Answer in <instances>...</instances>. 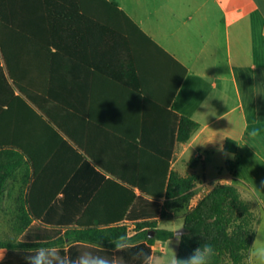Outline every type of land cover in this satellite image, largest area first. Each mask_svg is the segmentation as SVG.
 <instances>
[{"label": "trees", "instance_id": "trees-1", "mask_svg": "<svg viewBox=\"0 0 264 264\" xmlns=\"http://www.w3.org/2000/svg\"><path fill=\"white\" fill-rule=\"evenodd\" d=\"M153 49L171 63L167 66L172 69L175 98L187 69L156 44L117 2L0 0V198L6 180L26 158L23 166H28L32 180L28 203L35 217L52 207L72 208L80 216L79 224L108 226L104 231L78 233L82 239H98L103 234L104 239L113 241L127 236V229L118 226L125 219L141 222L140 230L150 227L152 230L131 239L133 246L125 251L93 249L115 257L117 264H139L133 259L137 251H149L157 239L173 238L171 231L156 229L155 223L146 221L166 217L169 207L192 195L199 177L171 171L170 150L153 156L155 166L150 173L134 166L139 154L132 151L124 154L130 166H119L116 154L99 151L77 133L70 119V92L76 81L88 79L87 72L95 74V80H117L116 58L123 50L136 66L140 60L143 65L153 64ZM106 50L110 60L105 57ZM38 79L44 83L38 85ZM167 113L174 148L177 142L187 143L199 125L171 111L170 105ZM225 149L237 154V142L228 139ZM7 156L12 157V163H5ZM226 169L234 173L236 161L228 160ZM86 178L93 182L88 189L81 183ZM136 189L144 195H137ZM81 192L91 193L94 199L71 197ZM60 194L63 198L59 200ZM100 209L107 215L94 217ZM259 224L238 187L218 185L185 215L177 257L187 258L207 242L217 253L212 264H246Z\"/></svg>", "mask_w": 264, "mask_h": 264}, {"label": "crops", "instance_id": "crops-1", "mask_svg": "<svg viewBox=\"0 0 264 264\" xmlns=\"http://www.w3.org/2000/svg\"><path fill=\"white\" fill-rule=\"evenodd\" d=\"M113 1L183 65L187 75L174 98V77L167 66L171 63L163 55L153 49L154 63L143 65L140 60L136 66L126 50L119 52L117 80H95V74L87 72L88 79L76 81L70 92V119L77 133L86 142L92 141L99 151L116 154L119 166H130L129 161H124V154L132 151L139 154L134 166L150 173L155 166L153 156L170 150L171 171L184 177H199L192 195L169 207L166 217L146 221L155 223L156 229L170 231L173 225L184 226L185 215L221 184L235 185L245 201L247 196L254 198L264 211V194L255 185L264 184V0ZM107 53L109 50L104 54L110 60ZM40 82L44 83L38 79V85ZM168 105L171 111L199 125L187 143L177 142L175 148L172 126L168 127L167 122ZM228 139L237 142V154L226 151ZM217 154L222 156L225 167L209 178V160ZM10 158L5 157V163H12ZM228 160L236 161L234 173L226 169ZM27 161L23 159L21 167L6 180L4 196L1 195L10 203L7 213H0V231L8 239L0 242V264H27L28 250L38 247H56L72 258L85 251L108 257L93 249L116 251L109 248L115 240L104 239L103 234L98 239H82L78 233L89 229L104 231L108 226L81 225L80 216L72 208L66 211L52 207L39 217L33 215L28 203L32 180L28 166H23ZM92 164L96 166L93 161ZM107 177L116 179L108 174ZM81 183L88 189L93 182L86 178ZM71 197L94 199L89 192ZM62 198L60 194L57 199ZM93 215L107 214L100 209ZM138 223L141 222L125 219L118 224L127 229L130 242L138 234L150 231V227L140 230ZM263 231L264 212L257 227L258 242ZM170 240V247L178 255L180 243L175 237L157 239L155 243Z\"/></svg>", "mask_w": 264, "mask_h": 264}, {"label": "clouds", "instance_id": "clouds-1", "mask_svg": "<svg viewBox=\"0 0 264 264\" xmlns=\"http://www.w3.org/2000/svg\"><path fill=\"white\" fill-rule=\"evenodd\" d=\"M196 143L204 146L208 143ZM183 225H173L169 230L173 233L177 244H179L184 233L181 231ZM115 250L118 252L125 251L132 247V243L127 236H120L112 242ZM171 240L157 241L152 248L145 252L143 249L137 251L133 259L139 261V264H212V259L217 255L216 250L210 243H203L195 248L191 255L187 258H178L175 250L170 247ZM27 264H117L115 257L109 258L106 256L96 255L91 251H85L77 257L72 258L69 255L63 254L56 247H38L28 250V255L25 256ZM248 264H264V241L258 242L254 240L249 247Z\"/></svg>", "mask_w": 264, "mask_h": 264}, {"label": "rangeland", "instance_id": "rangeland-1", "mask_svg": "<svg viewBox=\"0 0 264 264\" xmlns=\"http://www.w3.org/2000/svg\"><path fill=\"white\" fill-rule=\"evenodd\" d=\"M224 162L225 161L223 160L222 156H220L218 154L216 155L215 158H211L209 160V164H208V173H207L208 177L212 178V177L216 176L218 174V172H221L222 169L225 167ZM255 185L264 194V184L263 183H256ZM2 196H4V195L2 194ZM245 196H247V194ZM246 200H247V202L250 203L251 208L254 212V215L260 220L261 214H263V212H264L263 206L261 205V203L259 201L255 200L254 198L250 197V196H247ZM9 203H10V201L5 200L3 197L0 198V213H5V214L7 213L8 209H9L8 208ZM150 230H152V229H150ZM3 234H5V232L0 231V242H7L8 239L3 237L2 236ZM260 239H261V241H264V231L261 233Z\"/></svg>", "mask_w": 264, "mask_h": 264}, {"label": "water", "instance_id": "water-1", "mask_svg": "<svg viewBox=\"0 0 264 264\" xmlns=\"http://www.w3.org/2000/svg\"><path fill=\"white\" fill-rule=\"evenodd\" d=\"M153 236H154V233H153V232H151V233H150V237H153Z\"/></svg>", "mask_w": 264, "mask_h": 264}, {"label": "built area", "instance_id": "built-area-1", "mask_svg": "<svg viewBox=\"0 0 264 264\" xmlns=\"http://www.w3.org/2000/svg\"><path fill=\"white\" fill-rule=\"evenodd\" d=\"M128 224H131V223H128Z\"/></svg>", "mask_w": 264, "mask_h": 264}]
</instances>
